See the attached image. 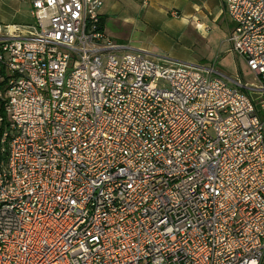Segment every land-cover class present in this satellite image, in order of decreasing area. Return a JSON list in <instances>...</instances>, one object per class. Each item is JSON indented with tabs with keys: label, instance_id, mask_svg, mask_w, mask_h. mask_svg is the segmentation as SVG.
<instances>
[{
	"label": "built area",
	"instance_id": "2783aa9c",
	"mask_svg": "<svg viewBox=\"0 0 264 264\" xmlns=\"http://www.w3.org/2000/svg\"><path fill=\"white\" fill-rule=\"evenodd\" d=\"M23 1L34 23L0 38V264H264V0H225L254 86L117 55L100 0Z\"/></svg>",
	"mask_w": 264,
	"mask_h": 264
},
{
	"label": "crops",
	"instance_id": "0c3cea01",
	"mask_svg": "<svg viewBox=\"0 0 264 264\" xmlns=\"http://www.w3.org/2000/svg\"><path fill=\"white\" fill-rule=\"evenodd\" d=\"M100 1V26L118 46L117 55L138 53L163 65L211 69L214 76L223 78L253 76L228 41L234 24L225 12V0ZM33 21L29 2L0 0L1 39L14 36L15 28Z\"/></svg>",
	"mask_w": 264,
	"mask_h": 264
},
{
	"label": "rangeland",
	"instance_id": "374dc122",
	"mask_svg": "<svg viewBox=\"0 0 264 264\" xmlns=\"http://www.w3.org/2000/svg\"><path fill=\"white\" fill-rule=\"evenodd\" d=\"M34 22V21H33ZM161 61V60H160ZM170 64V63H169ZM169 64H166V65H169ZM175 64V63H174ZM239 65H242L241 64V61H239ZM243 81L245 82V83H247L248 85H257L258 84V82H257V80L253 77V76H250V75H244V77H243Z\"/></svg>",
	"mask_w": 264,
	"mask_h": 264
},
{
	"label": "trees",
	"instance_id": "16d2710c",
	"mask_svg": "<svg viewBox=\"0 0 264 264\" xmlns=\"http://www.w3.org/2000/svg\"><path fill=\"white\" fill-rule=\"evenodd\" d=\"M101 31H102V26L100 27Z\"/></svg>",
	"mask_w": 264,
	"mask_h": 264
},
{
	"label": "bare ground",
	"instance_id": "6f19581e",
	"mask_svg": "<svg viewBox=\"0 0 264 264\" xmlns=\"http://www.w3.org/2000/svg\"><path fill=\"white\" fill-rule=\"evenodd\" d=\"M12 29V28H11Z\"/></svg>",
	"mask_w": 264,
	"mask_h": 264
}]
</instances>
